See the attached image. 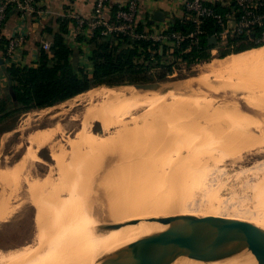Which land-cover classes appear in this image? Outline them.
Returning a JSON list of instances; mask_svg holds the SVG:
<instances>
[{
	"label": "rangeland",
	"instance_id": "1",
	"mask_svg": "<svg viewBox=\"0 0 264 264\" xmlns=\"http://www.w3.org/2000/svg\"><path fill=\"white\" fill-rule=\"evenodd\" d=\"M258 51L264 59V48ZM210 62L182 65L162 89L98 88L0 125L13 127L0 133V201L6 203L0 214L7 211L0 219V254L33 244L36 206L46 201L63 206L65 224L57 234L175 215L264 226V93L254 79L260 66L212 75ZM247 85H257L256 94ZM110 90L114 98L105 99ZM133 169L149 175L138 174L131 183L125 178ZM141 194L151 197L136 204L134 196Z\"/></svg>",
	"mask_w": 264,
	"mask_h": 264
},
{
	"label": "trees",
	"instance_id": "2",
	"mask_svg": "<svg viewBox=\"0 0 264 264\" xmlns=\"http://www.w3.org/2000/svg\"><path fill=\"white\" fill-rule=\"evenodd\" d=\"M216 10L224 12L226 7L213 5ZM229 8H234L230 0ZM113 7L111 13L115 12ZM61 22V31L53 36V45L49 52L40 49L34 66L9 64L4 68L7 81V96L0 100V125L32 111L52 108L71 100L99 86L119 87L156 83L169 80L172 65L166 63L165 47L144 41H131L121 37H103L96 31L86 41L78 36L79 42L85 43L90 49L88 61L90 69L76 67L72 62L74 51L66 44L64 35L67 33L68 20ZM138 29L142 27L138 25ZM194 25L188 20H173L171 30L182 35L192 32ZM202 34L198 36L196 46L188 52L184 50L190 39L183 41L173 51L174 64L187 68L209 63L213 58L223 59L230 54L240 53L264 46L245 37L227 39L225 43L210 42L211 36L217 34L219 26L213 19H205L200 25ZM257 36V34H256ZM4 42L0 38V44ZM153 52V61L150 52ZM80 53V51H79ZM12 125L0 129V133L11 131Z\"/></svg>",
	"mask_w": 264,
	"mask_h": 264
},
{
	"label": "built area",
	"instance_id": "3",
	"mask_svg": "<svg viewBox=\"0 0 264 264\" xmlns=\"http://www.w3.org/2000/svg\"><path fill=\"white\" fill-rule=\"evenodd\" d=\"M233 4L234 8H229L228 2L225 11L220 12L213 5L206 4L204 0H183V20L192 22L194 29L187 35H182L171 30L170 25L159 28L144 27L139 30L136 21L137 0H128L124 4L116 5L113 14L111 13L113 7L109 5V0H96L92 14L87 19L77 15H66L74 20L75 24L71 35L65 37L70 38L71 42H74L78 36L88 41L96 31H99L103 37H121L131 41L157 44L161 49L166 48V63L172 65L170 77H175L182 70V65L175 66L173 51L180 43L188 39L190 43L184 50L185 52H188L191 46H196L198 36L203 33L200 25L205 19H213L220 28L217 34L211 36V39H215L216 42L220 41L223 44L227 39L236 37L249 38L255 40L256 43L264 42V0H233ZM9 8L17 9L22 18H33L41 14V10L37 7V0H0V35ZM23 41V37L19 34L9 38L5 44V54L13 64L18 65L15 61L16 52L22 46ZM50 47L49 43L41 45V49L46 52H49ZM153 55L151 51L149 59L152 61Z\"/></svg>",
	"mask_w": 264,
	"mask_h": 264
},
{
	"label": "bare ground",
	"instance_id": "4",
	"mask_svg": "<svg viewBox=\"0 0 264 264\" xmlns=\"http://www.w3.org/2000/svg\"><path fill=\"white\" fill-rule=\"evenodd\" d=\"M248 55V56H245ZM250 55V56H249ZM259 56H256L254 54V49L251 52H244V53H237L234 55H229L228 58H226L225 60L221 61V64L218 63V61H213L209 64V68H208V73L209 74H216L219 72H227L229 74H234L237 71L240 72V70H244L247 69L251 66H253V64H258L261 63L263 64L264 59H258ZM263 67V66H262ZM255 69V68H254ZM261 70V69H260ZM259 70V71H260ZM258 71V69H257ZM234 72V73H233ZM238 72V74H240ZM244 72V71H243ZM246 72V71H245ZM251 72V71H250ZM256 72V71H255ZM264 72V71H263ZM207 74V75H209ZM259 74V73H258ZM206 75V74H205ZM221 75V74H220ZM244 75V74H243ZM204 76V75H203ZM252 76V75H251ZM200 78H202V76H199ZM206 77V76H205ZM204 77V78H205ZM214 77V76H213ZM217 77V75H216ZM230 77V76H229ZM259 77V76H258ZM264 76L262 75L261 78H263ZM199 78V79H200ZM226 78V77H225ZM241 79H244L245 77H240ZM221 79V78H220ZM237 80H240L238 78L237 75ZM203 80V78H202ZM206 80V79H205ZM248 80V78H247ZM263 80V79H262ZM223 81V80H222ZM226 81V80H225ZM261 81V80H260ZM220 82V80H219ZM248 82V81H247ZM250 82V79H249ZM254 82V81H252ZM251 84H256L257 82L255 81V83ZM217 83V82H216ZM224 83V82H223ZM226 83V82H225ZM224 83V84H225ZM241 83V82H240ZM245 83V82H244ZM243 83V84H244ZM218 84V83H217ZM232 84V82H231ZM246 84V83H245ZM229 85V84H228ZM234 85V83H233ZM227 86V83H226ZM236 86V85H235ZM240 86V85H239ZM238 86V88H239ZM257 85H253V88L250 85H247L248 88H252L250 91V93L252 94H256V87ZM259 86H262L259 83ZM122 87V86H120ZM233 87V86H232ZM241 87V86H240ZM246 86H244L245 88ZM264 87V85L262 86V88ZM100 89V88H111L109 86H99L96 87L94 89L89 90L93 91L96 89ZM113 88V87H112ZM117 88V87H116ZM135 88L133 86H128V89H132ZM243 88V89H244ZM260 90H264L263 89ZM230 89H232L230 87ZM242 89V90H243ZM104 90V89H103ZM123 90V89H122ZM245 90V89H244ZM113 91V90H112ZM111 90L108 91L105 96V99L107 98H114V93ZM117 91V90H116ZM254 91V92H252ZM86 92V93H88ZM260 92V91H259ZM97 93V92H96ZM100 93V92H99ZM103 93V92H101ZM96 96L98 95L95 94ZM102 95V94H101ZM261 95H263V92L261 93ZM264 96V95H263ZM100 97V96H98ZM104 97V96H102ZM249 97V96H248ZM101 99V98H100ZM117 101V100H116ZM179 103H182L183 101L178 99ZM116 103V102H114ZM185 103V101L183 102ZM182 103V104H183ZM258 106V105H257ZM220 108V107H219ZM223 108V106H222ZM225 108V107H224ZM223 108V109H224ZM218 109V108H217ZM219 110V109H218ZM221 110V109H220ZM219 110V111H220ZM226 110V108H225ZM193 111V110H192ZM222 112H224L222 110ZM191 113V112H190ZM228 113V111L226 112ZM225 113V114H226ZM223 114V113H222ZM210 117V116H209ZM262 119V118H261ZM195 129V128H194ZM193 129V130H194ZM192 130V131H193ZM213 133V132H212ZM214 134V133H213ZM217 134V133H216ZM233 134V133H232ZM234 135V134H233ZM236 135V134H235ZM226 136V135H225ZM240 137V136H239ZM233 138V137H232ZM238 138V136H237ZM225 139V138H224ZM223 140V137H222ZM227 140V139H226ZM229 140V139H228ZM235 140V139H234ZM231 141V140H230ZM232 142V141H231ZM247 142V141H246ZM250 142V141H249ZM224 143V142H223ZM228 143V142H227ZM255 143V142H254ZM231 143H228V145ZM250 145V144H249ZM251 145H254L251 143ZM256 145V144H255ZM260 145V144H259ZM238 146V145H237ZM242 146V145H240ZM239 146V147H240ZM231 147V146H229ZM235 147V146H234ZM232 148V147H231ZM242 148V147H241ZM241 150V149H240ZM220 157L222 155H219ZM211 158V157H209ZM223 158V156H222ZM221 158V160H222ZM216 158H214L215 160ZM219 161L220 158H218ZM217 159V160H218ZM216 160V162H218ZM213 161V160H212ZM214 162V161H213ZM169 163V162H168ZM171 164V163H170ZM169 164V165H170ZM175 164V163H173ZM172 164V165H173ZM166 165V164H165ZM171 165V167H172ZM198 165V164H197ZM175 165H173L174 167ZM187 165H185L186 167ZM191 166V165H188ZM185 167L183 169H185ZM201 167V166H200ZM164 168V167H163ZM170 168V167H169ZM177 168V167H175ZM193 168V167H192ZM207 168V167H206ZM143 169V168H141ZM141 169H133L130 171V175L128 176V178H125L127 181H130L131 183L134 182L133 177H135L138 174L141 175V173L149 175L148 171H141ZM172 169V168H171ZM195 169V168H194ZM182 170V169H181ZM192 170V169H191ZM172 171V170H170ZM174 171V169H173ZM180 172V170H178ZM221 171V170H220ZM165 172V171H164ZM167 172V171H166ZM176 172V170H175ZM174 172V173H175ZM204 172V171H203ZM169 173V172H168ZM186 173V172H185ZM193 173V172H192ZM189 171V174H192ZM105 174V173H104ZM172 174L171 172L167 175ZM182 178H183V174L181 173ZM187 175V174H185ZM196 175V174H195ZM174 176V175H173ZM180 176V174H179ZM199 176V175H198ZM144 177V176H143ZM175 177H177L175 175ZM191 177V176H190ZM180 179V177H178ZM185 178V177H184ZM193 178V177H192ZM139 179V178H138ZM143 179V178H142ZM148 179V178H147ZM174 179V178H173ZM153 180V179H152ZM157 180V179H156ZM177 180V179H176ZM181 180V179H180ZM191 180V179H190ZM135 181H137V179L135 178ZM140 181V180H139ZM143 180H141V182H143ZM151 181V180H149ZM147 181V182H149ZM174 181V180H173ZM184 181V180H182ZM138 182V181H137ZM141 182L139 185H141ZM146 182V183H147ZM157 182V181H155ZM158 182L159 178H158ZM163 182V181H162ZM181 182V181H178ZM194 182V181H193ZM144 183V182H143ZM151 182H149L148 184H150ZM164 183V182H163ZM173 183V182H171ZM177 183V182H176ZM153 184V183H152ZM151 184V186H153ZM158 184V183H157ZM161 184V183H160ZM166 184V183H165ZM174 184V183H173ZM172 184V185H173ZM195 184V183H194ZM156 185V184H155ZM159 185V184H158ZM157 185V186H158ZM162 185V184H161ZM171 185V186H172ZM179 187H183L180 184H178ZM178 185H176L178 187ZM145 186V185H143ZM160 186V185H159ZM170 186V185H169ZM185 186V185H184ZM196 186V185H195ZM148 187V186H147ZM156 187V186H155ZM166 187V186H165ZM149 188V187H148ZM152 188V187H151ZM159 188V187H158ZM163 188V187H162ZM169 187H167L165 190H168ZM262 189V188H261ZM260 189V190H261ZM256 190V189H255ZM264 191V190H263ZM259 192V191H258ZM136 193V192H135ZM134 193V194H135ZM139 192H137L138 194ZM147 194H141L140 195H135L134 196V201L136 202V204H144V202L150 198L148 196H146ZM146 196V197H145ZM263 196V194H262ZM148 197V198H147ZM133 198V197H132ZM262 198V197H261ZM142 199H146V200H142ZM41 200V199H40ZM39 200V201H40ZM43 200V198H42ZM2 201V200H1ZM2 207L6 206V203L3 201L1 202ZM46 201V200H44ZM43 201V203H44ZM150 201V200H149ZM36 202V201H35ZM148 202V201H147ZM5 203V204H3ZM46 204H43L41 206H39V204L36 202V204H38L37 207L38 212H37V216H36V222H35V227H36V235H35V240L33 241V244L31 246H24L23 248H19L15 251H11V252H7L5 254H0V264H97V262L101 259V257H103L104 255L114 251L115 249L119 248L121 245H124L125 243H128L130 241H133L135 239H138L142 236H145L151 232H153L155 229H157L158 227H160V224H158L157 222H151L149 220V222H145V221H136V220H128V221H122L120 223H115V224H102V225H95L91 228H86V229H79V230H75L71 233H67V234H57L55 233V231H58V229L60 228V226H63L64 223V217L62 215V212H64L63 206L58 208L57 203L53 204V202H49L46 201ZM179 204V203H178ZM177 204V205H178ZM55 206V209H51V206ZM134 206V205H133ZM133 206L131 208H133ZM136 206V205H135ZM180 206V205H179ZM6 209V208H5ZM1 210V209H0ZM4 210V209H3ZM7 210V209H6ZM5 210V211H6ZM133 210V209H132ZM181 210V209H180ZM186 211V210H185ZM7 213V211L3 214H0V219L3 218V216H5V214ZM167 213V212H166ZM7 216V214H6ZM161 216V215H160ZM155 219V218H153ZM58 226V227H57ZM57 227V229H56ZM30 245V244H29ZM181 264H202L200 262H196L194 260H189L187 259L186 262H181ZM220 264H264L262 263H258L256 261V259L253 256H249L248 258H246V260L244 261H233V262H225V263H220Z\"/></svg>",
	"mask_w": 264,
	"mask_h": 264
},
{
	"label": "water",
	"instance_id": "5",
	"mask_svg": "<svg viewBox=\"0 0 264 264\" xmlns=\"http://www.w3.org/2000/svg\"><path fill=\"white\" fill-rule=\"evenodd\" d=\"M153 19L162 21L161 13L155 12ZM210 42L217 43L213 38ZM164 83L133 87L137 91H148L161 88ZM150 221L157 222L160 227L121 245L101 257L97 264H181L187 259L202 264H220L244 261L249 256L264 263V226L253 221L217 215H175Z\"/></svg>",
	"mask_w": 264,
	"mask_h": 264
},
{
	"label": "crops",
	"instance_id": "6",
	"mask_svg": "<svg viewBox=\"0 0 264 264\" xmlns=\"http://www.w3.org/2000/svg\"><path fill=\"white\" fill-rule=\"evenodd\" d=\"M95 1L96 0H37V7L41 10V14L40 16H35L33 18H22L17 9H8L7 18L3 24L0 35V38L4 39V42L0 44V100L7 96V81L4 75V68L12 63L5 54V44L9 38L20 34L24 39L22 46L16 52L15 61L18 65L34 66L42 43L53 44V36L61 31L60 20H68L67 33L64 37L66 35L69 37L75 22L66 17V15H77L78 17L87 19L92 14ZM127 1L128 0H109V5L115 7L116 5L124 4ZM204 2L208 5H214L217 3L220 4L221 7H225L230 0H204ZM137 3L138 11L136 21L142 28L171 26L173 20H183V0H137ZM155 12L161 13L162 21H154L153 17ZM65 42L74 51L72 62L75 66L90 69V63L88 61L90 49L86 42L82 43L77 39L74 42H71L70 38L67 39L66 37ZM263 48L264 46L253 49L254 52L257 50H259L258 52H261ZM253 49L243 51L242 53L251 52ZM214 52L216 51L213 50L211 52L212 55ZM228 57L229 55L223 59L212 58L211 62L216 60L221 62ZM257 65L260 66L261 70L259 71V74L254 76V79L258 80L257 88H259V91L264 93V90H260L264 85V77L261 78L262 75L264 76V62L263 64L261 62ZM259 83L262 86H259ZM244 96L245 95L236 96V99L240 100L241 97Z\"/></svg>",
	"mask_w": 264,
	"mask_h": 264
}]
</instances>
